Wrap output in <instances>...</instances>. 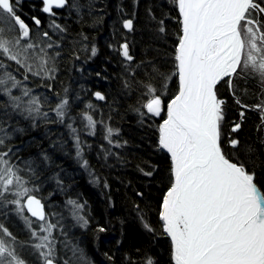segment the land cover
<instances>
[{
  "label": "trees",
  "instance_id": "16d2710c",
  "mask_svg": "<svg viewBox=\"0 0 264 264\" xmlns=\"http://www.w3.org/2000/svg\"><path fill=\"white\" fill-rule=\"evenodd\" d=\"M13 3L31 35L42 37L47 32L53 44L48 51L54 57V79L29 75L24 82L42 100L47 98L41 110L48 116L33 121L12 114L8 124L9 131L16 129L10 142L13 161L18 167H24L25 162L32 166L35 174L30 186L38 189L34 194L44 204L47 219L57 225L53 235L58 264L64 260L69 264H147L148 259L152 264H174L159 220L171 166L158 143V126L164 117L152 116L142 107L146 102L144 84L150 82L161 94L162 82L154 69L168 74L174 71L181 26L172 0H68L56 18L42 13L40 0ZM126 19L133 20L132 31L123 28ZM162 26L164 32L159 31ZM124 43L131 61L121 54ZM17 67L13 63V69ZM23 73L22 68L16 72L22 81ZM234 82L236 96L250 107L241 109L227 87L222 91L227 123L241 125L231 135L240 144L236 149L228 148V155L255 173L257 185L264 190V123L261 113L251 107L264 100V91L251 73ZM177 91L178 78L172 76L163 90L165 107ZM97 92L104 101L95 99ZM65 98L69 105L61 123L52 109ZM241 110L245 112L242 120ZM83 113L102 121L94 134L86 127ZM68 123L76 133L66 126ZM107 127L118 132L112 136V144L105 139ZM83 160H87V167ZM69 200L81 206L79 215L86 225L73 217ZM24 217L30 218L32 228L38 231L40 222L26 211ZM0 223L16 237L17 251L27 264H42L39 254L29 246L36 241L14 205L0 208ZM73 249L77 250L75 256Z\"/></svg>",
  "mask_w": 264,
  "mask_h": 264
},
{
  "label": "snow or ice",
  "instance_id": "6c2138e0",
  "mask_svg": "<svg viewBox=\"0 0 264 264\" xmlns=\"http://www.w3.org/2000/svg\"><path fill=\"white\" fill-rule=\"evenodd\" d=\"M67 2L43 0V12L55 15L53 10L64 8ZM172 3L181 26L174 71L168 74L154 69L162 82L161 94L150 82L144 84L146 102L142 105L148 114L160 117L165 111L163 90L172 76L178 78V91L167 103L166 118L158 126L159 148L171 161L169 187L159 220L171 241L172 260L174 264H264V190L255 183V173L227 155L226 146L236 149L240 141L223 131L226 100L218 94L226 86L241 109L249 108L236 96L234 82L246 79L249 73L254 74L264 91V0ZM123 28L132 31L133 20H124ZM159 31L164 32V27ZM49 40L47 32L42 37L31 35L29 26L17 15L13 0H0V208L14 205L17 216L25 219L31 239L36 241L29 246L39 254L42 264H58L53 235L57 225L47 219L44 204L34 194L38 189L30 186L35 174L32 166L25 162L24 167H18L13 161L15 153L10 142L16 129L9 131L8 124L12 114L33 121L48 116L41 110L47 98L42 100L24 82L29 75L54 79V57L48 51L53 44ZM121 49L124 59L131 61L128 44H122ZM91 51L94 56L96 49ZM20 68L24 69L23 81L16 75ZM95 96L104 99L99 92ZM68 105L65 98L52 109L61 123ZM251 107L261 113L264 123V100ZM239 116L242 120L245 112L241 110ZM82 119L90 134L95 133L97 123H102L87 113L82 114ZM66 126L76 133L71 123ZM240 126L233 122L231 132H237ZM114 134L118 132L106 128L109 144ZM75 142L80 157L78 135ZM83 166H88L87 160H83ZM68 204L72 205L73 217L86 225L79 215L81 206L72 200ZM25 209L40 222L38 231L32 228L33 221L24 217ZM144 227L152 231L148 224ZM17 243L12 232L0 223V264H27L17 251ZM76 253L73 249L74 256ZM147 264H152L151 259Z\"/></svg>",
  "mask_w": 264,
  "mask_h": 264
},
{
  "label": "rangeland",
  "instance_id": "374dc122",
  "mask_svg": "<svg viewBox=\"0 0 264 264\" xmlns=\"http://www.w3.org/2000/svg\"><path fill=\"white\" fill-rule=\"evenodd\" d=\"M226 87V86H225ZM225 87H221L220 89H219V96L221 97V98H223V99H225L224 98V96H223V93H222V91L224 90V88ZM226 100V99H225ZM227 101H226V104H225V117H227ZM161 115L164 117V118H166V107H165V111L164 112H162L161 113ZM233 125H230L229 123H227V119L225 118V121H224V124H223V131L226 133V134H228L229 136H231L232 134H235V133H233V132H231V127H232ZM232 138H235V137H232ZM236 139V138H235ZM228 148H231V147H227L226 146V152H227V155L229 154L228 152ZM163 152H165L164 150H162ZM166 153V152H165ZM167 154V153H166ZM168 155V154H167ZM228 157L231 159V160H233L229 155H228ZM168 158L170 159V157H169V155H168ZM234 162H237V161H235V160H233ZM170 163H171V161H170ZM238 163V162H237ZM255 183H256V179H255ZM25 211H26V209H25ZM27 212V211H26ZM166 237L168 238V241H169V243H170V246H171V241H170V239H169V237L166 235ZM172 251V250H171Z\"/></svg>",
  "mask_w": 264,
  "mask_h": 264
},
{
  "label": "water",
  "instance_id": "95a60500",
  "mask_svg": "<svg viewBox=\"0 0 264 264\" xmlns=\"http://www.w3.org/2000/svg\"><path fill=\"white\" fill-rule=\"evenodd\" d=\"M40 2H41V11H42V13L43 14H45V15H48V16H51V17H57V12H60V11H62L67 5H68V2H67V4H66V6L64 7V8H62V9H54L53 11L55 12V15H50V14H48V13H44L43 12V0H40ZM95 99H96V96H95ZM97 101H104V99L103 100H98V99H96ZM259 187V186H258ZM34 218V217H33ZM170 239V238H169ZM171 250H172V247H171ZM173 261V260H172ZM173 263H174V261H173Z\"/></svg>",
  "mask_w": 264,
  "mask_h": 264
}]
</instances>
